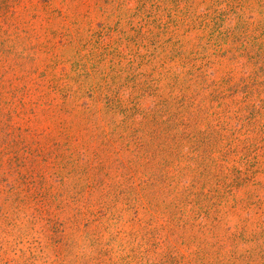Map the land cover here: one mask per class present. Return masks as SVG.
I'll use <instances>...</instances> for the list:
<instances>
[{"label": "rangeland", "instance_id": "obj_1", "mask_svg": "<svg viewBox=\"0 0 264 264\" xmlns=\"http://www.w3.org/2000/svg\"><path fill=\"white\" fill-rule=\"evenodd\" d=\"M0 264H264V0H0Z\"/></svg>", "mask_w": 264, "mask_h": 264}]
</instances>
